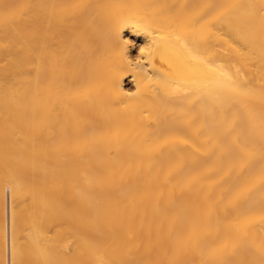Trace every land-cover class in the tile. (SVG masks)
I'll return each instance as SVG.
<instances>
[{
  "label": "bare ground",
  "instance_id": "6f19581e",
  "mask_svg": "<svg viewBox=\"0 0 264 264\" xmlns=\"http://www.w3.org/2000/svg\"><path fill=\"white\" fill-rule=\"evenodd\" d=\"M0 264H264V0H0Z\"/></svg>",
  "mask_w": 264,
  "mask_h": 264
},
{
  "label": "rangeland",
  "instance_id": "374dc122",
  "mask_svg": "<svg viewBox=\"0 0 264 264\" xmlns=\"http://www.w3.org/2000/svg\"><path fill=\"white\" fill-rule=\"evenodd\" d=\"M132 40H133V39H132ZM133 43H134V44L137 43L136 40H134ZM135 45H136V44H135ZM132 49H133V50H132V53H135V46H134ZM128 86H129V84H128Z\"/></svg>",
  "mask_w": 264,
  "mask_h": 264
},
{
  "label": "clouds",
  "instance_id": "9594fccd",
  "mask_svg": "<svg viewBox=\"0 0 264 264\" xmlns=\"http://www.w3.org/2000/svg\"><path fill=\"white\" fill-rule=\"evenodd\" d=\"M141 49H143V51H142V52L140 51V52H141V53H144V52H145V49H144V48H141ZM137 62H139V61H137Z\"/></svg>",
  "mask_w": 264,
  "mask_h": 264
},
{
  "label": "snow or ice",
  "instance_id": "6c2138e0",
  "mask_svg": "<svg viewBox=\"0 0 264 264\" xmlns=\"http://www.w3.org/2000/svg\"><path fill=\"white\" fill-rule=\"evenodd\" d=\"M140 51L142 52V51H143V49H140Z\"/></svg>",
  "mask_w": 264,
  "mask_h": 264
}]
</instances>
